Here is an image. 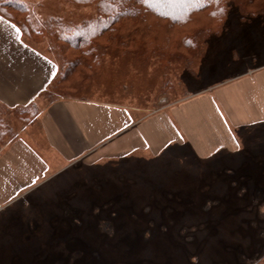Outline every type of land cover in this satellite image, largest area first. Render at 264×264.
Instances as JSON below:
<instances>
[{
	"label": "rangeland",
	"instance_id": "1",
	"mask_svg": "<svg viewBox=\"0 0 264 264\" xmlns=\"http://www.w3.org/2000/svg\"><path fill=\"white\" fill-rule=\"evenodd\" d=\"M227 1L224 22L195 50L161 61L151 53L146 64L132 50L107 51L95 72L80 69L60 82L62 96H108L151 110L264 66V16L254 12L264 0ZM24 2L39 22L77 24L95 13L71 0ZM43 36L31 42L59 67L58 43ZM23 108L0 104L10 131L0 146L37 115L29 121ZM238 138L237 153L212 162L170 146L157 156L78 161L14 185L3 192L12 199L0 202V264H264V126L243 128Z\"/></svg>",
	"mask_w": 264,
	"mask_h": 264
},
{
	"label": "crops",
	"instance_id": "2",
	"mask_svg": "<svg viewBox=\"0 0 264 264\" xmlns=\"http://www.w3.org/2000/svg\"><path fill=\"white\" fill-rule=\"evenodd\" d=\"M33 40L0 13V104L38 107L32 122L0 146V202L12 199L3 192L14 185L31 184L78 161L157 156L178 146L212 162L240 150L241 129L264 126V66L151 110L108 96L47 100L44 90L58 62Z\"/></svg>",
	"mask_w": 264,
	"mask_h": 264
},
{
	"label": "trees",
	"instance_id": "3",
	"mask_svg": "<svg viewBox=\"0 0 264 264\" xmlns=\"http://www.w3.org/2000/svg\"><path fill=\"white\" fill-rule=\"evenodd\" d=\"M231 1V0H230ZM257 0H232L233 4ZM76 5H93L95 13L77 24L51 17L39 22L27 12L20 0H0V13L14 22L35 41L44 39L43 31L57 45L59 70L44 90L53 100L62 96L58 84L80 69L97 70L101 56L114 50L119 56L134 51L137 60L146 64L156 53L160 61L172 59L187 50H195L198 41L218 30L226 18L227 0H71ZM255 13L264 16V3ZM215 13V14H213ZM44 28V29H43ZM47 35V34H46ZM165 53V54H164ZM87 76V75H86ZM89 78L91 77L88 74ZM83 80L86 77L82 78ZM47 97V98H48ZM23 112L33 119L36 105L30 102ZM10 131L0 118V143Z\"/></svg>",
	"mask_w": 264,
	"mask_h": 264
},
{
	"label": "snow or ice",
	"instance_id": "4",
	"mask_svg": "<svg viewBox=\"0 0 264 264\" xmlns=\"http://www.w3.org/2000/svg\"><path fill=\"white\" fill-rule=\"evenodd\" d=\"M213 14H215V13H213Z\"/></svg>",
	"mask_w": 264,
	"mask_h": 264
}]
</instances>
